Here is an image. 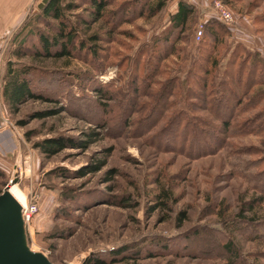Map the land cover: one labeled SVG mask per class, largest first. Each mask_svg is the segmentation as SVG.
Instances as JSON below:
<instances>
[{"label": "rangeland", "instance_id": "374dc122", "mask_svg": "<svg viewBox=\"0 0 264 264\" xmlns=\"http://www.w3.org/2000/svg\"><path fill=\"white\" fill-rule=\"evenodd\" d=\"M151 1L114 0L105 16L113 15L110 25L100 22L92 28L102 37L94 55L84 51L64 61L19 60L12 55L17 44L10 36L6 61H16L17 68L46 67L50 76L38 83L54 92L50 88L45 95L51 92L52 101L30 100L17 114L5 104L13 122L10 130L20 139L21 166L14 176L0 167L5 172L0 193L13 184L26 200L35 197L39 210L27 225L29 245L55 263L84 264L93 252L109 260L111 248L126 244L141 248L142 264H264V201L252 203L264 198V94L256 103L249 101L264 84L245 88L250 63L255 56L264 59V0L219 1L234 13L235 22L225 24L229 32L214 55L211 47L205 50L203 34L198 37L196 32L199 21L213 17L201 4L186 0L196 8L193 20L177 42L173 34L166 43L176 0H167L155 15L149 11ZM84 7L77 13L86 14ZM233 51L240 55L231 68L236 94L226 100L230 106L242 103L228 132L221 128L218 109L215 114L209 107L212 98L205 99L206 91L190 81L189 86L202 93L194 98L191 90L187 96L182 81L192 68L204 75L212 56L220 59L221 78ZM247 53L251 58L241 66ZM198 61L204 67L197 66ZM58 99L63 112L34 117L58 107ZM198 119L204 134L214 131L210 123L218 126L215 139L193 141L191 123ZM91 129L101 133L100 140L86 151L68 148L48 159L34 147L45 137L78 136ZM30 131L34 135L28 140ZM108 148L112 153L102 171L76 176ZM58 168L71 173L61 176ZM109 169L117 175L107 182ZM163 187L172 192L171 210L156 208ZM248 207L256 212L244 210ZM180 210L189 218L177 228ZM146 251L157 254L150 258Z\"/></svg>", "mask_w": 264, "mask_h": 264}, {"label": "trees", "instance_id": "16d2710c", "mask_svg": "<svg viewBox=\"0 0 264 264\" xmlns=\"http://www.w3.org/2000/svg\"><path fill=\"white\" fill-rule=\"evenodd\" d=\"M113 1L114 0H42L38 9L31 11L25 21L13 34L12 42L17 45L12 51V55L19 60L29 58L33 62L42 63L48 60H71L77 54L84 51H87L92 55L97 54L98 50L96 47L98 46L99 41L102 40V37L98 32L93 31L92 28L100 22H108L110 25L113 15L109 16L110 21H108L109 18L105 19V16ZM223 1L226 3L228 2L226 0ZM166 3L167 0H153L148 6L149 11L152 15H155L166 6ZM82 4L85 5L84 10L86 11V14L77 13V11L82 8ZM195 12L196 8L192 3L186 0H179L176 11L172 13L170 17V33L164 41L168 43L171 36L176 34L177 42L188 28V25L192 22ZM225 26V23L214 16L206 22L201 41L206 42L204 47L205 50L210 49L209 47H211L209 51L212 55L216 53L218 46L221 44L222 36L229 32L226 31ZM207 39L211 42H208ZM31 41H34L33 44H30ZM203 56L204 55H201L200 59H203ZM237 57L240 58V55H236V52L233 51L227 61L224 74L219 79H217V71L220 67V59H214L212 56L211 61L213 64L211 63V68L209 69L207 67L204 68V75L195 72L192 68L188 72L186 78L182 81L187 85V96L191 90L193 91L192 93L195 94L193 96L194 98L199 97L203 90L204 92L206 91V93H204L205 99H208V96L212 98L209 107H213L215 114L217 113L215 108L218 109L217 116H219L223 123L221 128H224L228 132L235 120L238 111L237 107L242 103L237 100L235 103H237L238 106L234 105V107L228 105V100H226L229 95L236 94V91H234L231 85L230 78L233 77L234 72L231 68L236 66ZM241 58V66H245V63L251 58V54L247 53L246 56H242ZM197 64L195 62V65L204 67L200 61H198ZM15 65L16 61H13L12 59L6 61L2 86V94L11 114L19 113L21 106L30 100H53V98H51V92H54L53 87H42L41 83H38V81H46L50 76L51 71L46 67L35 66L34 64H24L19 68L15 67ZM248 70L249 77L245 88H249L256 84H264L263 58L261 59V57L255 56L254 60L250 63ZM55 72L57 73L58 71ZM257 74L259 76H256ZM177 80L178 79L176 78V81ZM190 81L191 83L193 82L195 87L199 86V88L202 89V91H200L201 93L195 91V87L193 88L189 86ZM50 88L51 92L49 94L51 97L45 96L47 95L46 92L50 91ZM263 94L264 89H261L256 92L249 101L252 104L256 103ZM54 102L60 106L56 104V106H58L56 108L38 111L34 114V117L45 118L63 112L64 108L61 105V100H54ZM226 103L227 105H225ZM221 111H224L225 113H220ZM20 123L25 124L24 121H20ZM201 123L203 122L199 119L194 121V123H191L192 126H195L193 141L200 143L202 141L207 142L209 140L208 138L215 139V133H217L216 129H218V126L210 123L214 131H209L208 134H204L203 129H201L204 127L201 126ZM205 123L208 124V122ZM100 134L101 133L96 129L82 131L78 136L58 134L56 136L45 137L42 140L35 142L34 147L39 149L40 152L49 159L68 148L86 151L100 140ZM33 135L34 132L32 131L26 133L28 140H30ZM219 140L220 138L218 141ZM111 153L112 150L110 148L101 153H96L90 162L80 167L75 172V174H77L76 176L85 177L89 174H96L102 171L108 165ZM57 171L61 176H69L71 173L65 168H58L56 172ZM106 173L105 180L107 182L112 181L117 175L115 169H109ZM3 177H5V172L0 168V178ZM156 198V208L172 209L170 207V202L173 200V197L172 192L168 188L163 187ZM257 201L263 202L264 198L259 197L256 200L254 199L252 200V203ZM244 210H249V212L252 213L256 212L254 207H248ZM188 218L189 216L186 210L178 211L176 213L175 226L177 228H182ZM241 220L251 222L253 219L250 217H242ZM108 253L111 258L109 260L98 252H93L84 260V264H142L141 260L144 258V255L141 253V248L131 249L126 244L111 248ZM156 254L157 253L152 251H146V256L150 258L156 256Z\"/></svg>", "mask_w": 264, "mask_h": 264}, {"label": "crops", "instance_id": "0c3cea01", "mask_svg": "<svg viewBox=\"0 0 264 264\" xmlns=\"http://www.w3.org/2000/svg\"><path fill=\"white\" fill-rule=\"evenodd\" d=\"M42 0H0V113L5 111V99L2 94L5 46L10 36L25 21L31 11L38 9ZM179 0H176V9ZM13 130L0 131V167L12 176L19 171V141ZM21 147V146H20Z\"/></svg>", "mask_w": 264, "mask_h": 264}, {"label": "water", "instance_id": "95a60500", "mask_svg": "<svg viewBox=\"0 0 264 264\" xmlns=\"http://www.w3.org/2000/svg\"><path fill=\"white\" fill-rule=\"evenodd\" d=\"M7 184L0 194V264H61L31 249L22 204Z\"/></svg>", "mask_w": 264, "mask_h": 264}, {"label": "built area", "instance_id": "2783aa9c", "mask_svg": "<svg viewBox=\"0 0 264 264\" xmlns=\"http://www.w3.org/2000/svg\"><path fill=\"white\" fill-rule=\"evenodd\" d=\"M194 2L201 4L203 7V12L208 14H212V16L218 18L220 21L227 25H231L235 22L234 13L228 9L226 6H222L219 1L220 0H193ZM206 16V17H207ZM206 20L202 19L196 25V32L198 37H200L204 31ZM13 122L7 113H0V131L2 130H10L12 129ZM22 214L25 221V225H29L30 221L34 218L35 214L39 210V203L35 199V197L31 198V201H28L25 205H22Z\"/></svg>", "mask_w": 264, "mask_h": 264}, {"label": "bare ground", "instance_id": "6f19581e", "mask_svg": "<svg viewBox=\"0 0 264 264\" xmlns=\"http://www.w3.org/2000/svg\"><path fill=\"white\" fill-rule=\"evenodd\" d=\"M12 185L13 184H11V186H10L11 192L21 202L22 205H25L27 203V200L24 197H22V195L17 191V189L11 188Z\"/></svg>", "mask_w": 264, "mask_h": 264}]
</instances>
